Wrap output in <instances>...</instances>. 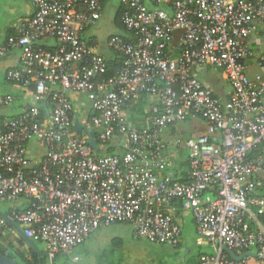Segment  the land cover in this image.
Here are the masks:
<instances>
[{
    "label": "built area",
    "instance_id": "2783aa9c",
    "mask_svg": "<svg viewBox=\"0 0 264 264\" xmlns=\"http://www.w3.org/2000/svg\"><path fill=\"white\" fill-rule=\"evenodd\" d=\"M30 2L0 44V60L19 52L4 74L19 92L0 95V205H15L0 213L49 264L116 224L176 248L183 213L211 249L199 264H264V54L249 44L264 0H119L127 34L103 44L89 32L99 0ZM205 68L225 74L228 98L195 75ZM143 100L136 126L126 111ZM191 121L204 133L180 130ZM0 228L17 233L1 215Z\"/></svg>",
    "mask_w": 264,
    "mask_h": 264
},
{
    "label": "rangeland",
    "instance_id": "374dc122",
    "mask_svg": "<svg viewBox=\"0 0 264 264\" xmlns=\"http://www.w3.org/2000/svg\"><path fill=\"white\" fill-rule=\"evenodd\" d=\"M119 0H107L103 9V16L97 25L91 31L98 39H106L110 35L125 36L126 31L120 26L116 18V9ZM29 0H0V35H4L5 31L17 20L22 17ZM13 10V11H12ZM264 43V36L262 37ZM253 49L259 47L253 46ZM260 51L264 50V45L260 47ZM202 81L209 88L215 89L219 95H223L229 86L223 72H207L201 76ZM4 87L2 73L0 72V92ZM84 106H88L89 102L85 99L81 102ZM14 203L1 204L0 209L4 211L8 207H13ZM121 230L124 225H114L108 228H101L96 231L90 239L77 249L76 254L81 257V261L77 264H191L198 254L195 236L190 241L186 239L179 248H173L163 244H152L145 240L135 239L131 236V230L125 231L123 235ZM117 236L112 243L105 242ZM184 239V237H183ZM101 244V245H100ZM40 248L42 244L36 243ZM26 249V246L23 247ZM203 251L209 253L211 249L202 246ZM45 264H49L45 260ZM53 264H62L55 262ZM70 264V262H67ZM253 264V262H251Z\"/></svg>",
    "mask_w": 264,
    "mask_h": 264
},
{
    "label": "crops",
    "instance_id": "0c3cea01",
    "mask_svg": "<svg viewBox=\"0 0 264 264\" xmlns=\"http://www.w3.org/2000/svg\"><path fill=\"white\" fill-rule=\"evenodd\" d=\"M33 11H34L33 7H32L31 2L29 0V5L27 6L25 12L22 14V17H20L15 24L11 25L5 31L4 35H2V36L0 35V44H3L9 35L15 33L14 32L15 26H17L21 21L29 19L33 15ZM92 30L89 31L90 34H91ZM91 35H93V34H91ZM93 36H96V35H93ZM110 36H112V35H110ZM115 36H119V35H115ZM263 36H264V30H260L259 33H257L256 35H254L250 39L249 44H250L252 49L254 48L253 47L254 45H255V47H259L257 49H253L256 53V56H260V55L264 54V50L260 51L261 50L260 47L262 48V46L264 45V43L262 41ZM104 40L105 39H102V40L100 39V42L103 44ZM102 44L100 45L101 48H99V52L102 53L103 55L107 56V57H111L112 56L111 52L107 48H105ZM18 59H19V52H18V50L13 49V50H10L9 52H7V54L0 60V72L2 73L3 83L7 85V87H4L3 92H0V95H3V94L15 95L19 92V89L16 86L8 84L4 80L5 72L8 69L16 67L18 64ZM251 63L252 64H249L251 66V68L252 69L255 68L254 62H251ZM207 72H213V70L210 68L198 69L195 71V75L198 76L200 78V80L202 81L201 76H203ZM214 72L217 73L216 71H214ZM204 85H205V83H204ZM206 88L211 90L217 97L222 98V99L228 98L230 95V88H229V90H226L223 95H219L215 91V89H213V88H209L207 86H206ZM82 101H83V98H75L74 99V105L76 106V109H78V111H80L81 105H83L81 103ZM148 107H149L148 106V100H143V101L133 105L132 107L127 109L126 119L133 125L142 126L144 123V115L147 112ZM180 130L184 133H187V134L193 136V137L197 136L200 133H204L203 124L199 121H191V122H188L186 124H183L180 126ZM179 222L181 224L182 234H181V239H180L179 245L176 248H179L185 239L187 241H190V239H192V236H195L196 246L198 247L199 251H198L196 258L194 259V261L191 264H199V259L202 255L211 253V252L207 253L206 251L204 252L203 249H201L202 246H205V248H206V247H208V245H206V244L199 245L197 243L195 226H194L193 219H192L190 214H188V213L180 214L179 215ZM116 225H124L125 230H121V232H120L121 234H119L120 236L123 235L125 233V231H127V230H129V232H130V228L127 225H125V224H116ZM112 226H114V225H112ZM14 235H16V234H14ZM131 236H132V233H131ZM183 237H184V239H183ZM117 238H119V237L114 236V237H112V239L108 238L109 240H106L105 242L112 243L113 240L117 239ZM88 240H86L85 242H87ZM79 247L80 246H78L71 254H60V255L56 256L53 263L62 262V264H67V262H70V264H77L78 262L81 261V257L76 254V251ZM35 250L37 251L38 255L42 256L45 260H47L43 248H40L36 245ZM253 264H255V263L253 262Z\"/></svg>",
    "mask_w": 264,
    "mask_h": 264
},
{
    "label": "trees",
    "instance_id": "16d2710c",
    "mask_svg": "<svg viewBox=\"0 0 264 264\" xmlns=\"http://www.w3.org/2000/svg\"><path fill=\"white\" fill-rule=\"evenodd\" d=\"M103 9L105 7L107 0H99ZM152 6V4H150ZM115 21H118L120 26L123 28L121 22H120V11L117 8L116 10V18ZM124 29V28H123ZM125 30V29H124ZM15 33L9 35L13 36ZM115 36V35H112ZM7 37V38H8ZM109 72L107 76H111L113 71L119 66V62L117 59L112 55L109 57ZM184 176L181 175V178H179V182L183 183ZM11 208H9L10 210ZM9 212V211H8ZM6 212V213H8ZM32 241V246H30L21 235L16 233V235H12L8 232H6L5 228H0V254L3 256H6L14 261H16L19 264H45V259L37 254L36 249V242ZM26 246V249H23V247Z\"/></svg>",
    "mask_w": 264,
    "mask_h": 264
},
{
    "label": "water",
    "instance_id": "95a60500",
    "mask_svg": "<svg viewBox=\"0 0 264 264\" xmlns=\"http://www.w3.org/2000/svg\"><path fill=\"white\" fill-rule=\"evenodd\" d=\"M37 107H42L44 108L45 107V104H41ZM1 217H3L13 228H15V230L18 232L19 235H21V237L24 238V240L30 245L32 246V241L28 238H26L24 235H23V232L22 230L16 226V224H14L11 219L4 215L3 213H0ZM225 252L228 254V256L234 260V261H240L242 258H243V255H236L232 250H228V249H225ZM0 264H19L17 263L16 261L6 257V256H3L0 254Z\"/></svg>",
    "mask_w": 264,
    "mask_h": 264
}]
</instances>
